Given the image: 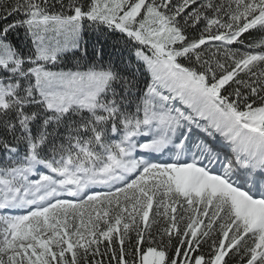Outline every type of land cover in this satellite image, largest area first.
<instances>
[{
	"label": "snow or ice",
	"instance_id": "1",
	"mask_svg": "<svg viewBox=\"0 0 264 264\" xmlns=\"http://www.w3.org/2000/svg\"><path fill=\"white\" fill-rule=\"evenodd\" d=\"M0 264H264V0H0Z\"/></svg>",
	"mask_w": 264,
	"mask_h": 264
}]
</instances>
